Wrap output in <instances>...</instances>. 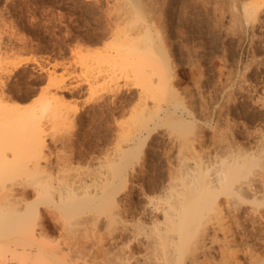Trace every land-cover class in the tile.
Here are the masks:
<instances>
[{
    "label": "rangeland",
    "instance_id": "rangeland-1",
    "mask_svg": "<svg viewBox=\"0 0 264 264\" xmlns=\"http://www.w3.org/2000/svg\"><path fill=\"white\" fill-rule=\"evenodd\" d=\"M47 69L78 95L47 100ZM0 85L23 119L0 111V190L116 177L53 217L57 191L44 198L49 243L1 246L4 264H264V186L239 189L264 181V0H0ZM217 174L236 192H202ZM10 209L0 202V235L22 230Z\"/></svg>",
    "mask_w": 264,
    "mask_h": 264
},
{
    "label": "bare ground",
    "instance_id": "bare-ground-1",
    "mask_svg": "<svg viewBox=\"0 0 264 264\" xmlns=\"http://www.w3.org/2000/svg\"><path fill=\"white\" fill-rule=\"evenodd\" d=\"M133 7V5L132 4H130V3H128V6H127V11H126V13L124 14L125 16H123V18L124 19H126V17H129V15H131V12H130V10L128 11V9L129 8H132ZM250 14H251V12L250 11H248ZM127 15V16H126ZM122 19V18H121ZM128 19V18H127ZM151 23L150 22H145L144 23V32H143V37H145L149 32H150V30H152L151 29V27L149 26ZM141 40V39H140ZM140 40L139 41H137L138 43L140 42ZM129 49H132V48H129L128 47V49H124V50H126V51H128V52H131L130 54H134V53H136V51H137V53L139 52V50L137 49L136 50V48H133L132 49V51H129ZM80 50H82V49H80ZM84 50H82V52H83ZM86 51V50H85ZM84 51V52H85ZM88 51V50H87ZM133 51H134V53H133ZM141 51H144V49H142ZM88 52H90V51H88ZM87 52V53H88ZM128 52H126V53H128ZM120 61L122 60V61H124L125 60V57L124 56H121L120 58ZM156 64V63H155ZM160 65V64H159ZM157 66H158V63H157ZM163 66V65H162ZM19 68V65H14L13 67H12V69H18ZM163 68H164V66H163ZM166 68V67H165ZM161 69V65L160 66H158L157 67V70H160ZM165 70V69H164ZM173 70V69H172ZM45 72V75H46V77L48 78V80L50 81V85L52 86V89L54 90V92H51L50 93V91H47L46 90V95H45V98H47V100H49V101H51V100H53V101H57V103H58V101L59 102H61V103H58V104H64L65 102V99H67L66 97H67V95H70V96H75V95H78V93L80 92L79 90H77L75 87H72V86H70V85H68V84H66L65 83V81L64 80H62V79H57L56 78V76L54 75V69H51V70H49V69H47V70H45L44 71ZM160 72H162V69L160 70ZM145 74V69H142L141 67H139L138 68V70H137V78H138V82H139V84L140 85H144V75ZM168 76H170V75H168ZM168 78V77H167ZM172 78H173V76H172ZM169 79V78H168ZM146 80V79H145ZM169 81V80H168ZM36 83V82H35ZM170 83V82H169ZM1 84H2V82H1ZM92 84V83H91ZM171 84V86H173L172 84H174V83H170ZM90 85V84H89ZM3 86V85H2ZM1 85H0V111H3V112H7V113H12V114H14L15 115V113L13 112V110L15 111V109L13 108V107H10V108H8V103H6L5 101H6V99H5V96H4V91L2 90V87ZM91 87V86H90ZM169 87H170V85H169ZM170 90H171V93H173V94H176L177 92V90L175 91V89H174V86H173V88L172 87H170L169 88ZM117 90V89H116ZM115 90V91H116ZM173 91V92H172ZM118 92V91H117ZM176 92V93H175ZM116 93V92H115ZM114 93V94H115ZM113 94V93H112ZM113 94V95H114ZM117 94V93H116ZM172 94V95H173ZM177 95H179L178 93H177ZM130 96V95H129ZM7 97V96H6ZM25 98V97H24ZM132 98V97H131ZM130 98H128V100H129ZM5 100V101H4ZM122 101H124V100H122ZM126 101H127V99H126ZM62 102H64V103H62ZM119 103H121V102H119ZM125 103V102H124ZM15 104V103H14ZM122 106V105H121ZM117 107V106H116ZM124 107V106H123ZM69 108V107H68ZM71 109H73L72 108V106L70 107ZM69 108V109H70ZM118 108V107H117ZM71 109L70 110H67V111H71ZM113 110H115V109H113ZM123 110V109H122ZM121 110H119V112H120ZM188 112H187V116L190 118V119H193V114L191 113V112H189V109L187 110ZM72 115L73 116H78V114H80L79 112H80V109H76V108H74L72 111ZM110 112V111H109ZM68 113V112H67ZM67 113H66V111L65 110H63V111H60L59 112V117L61 118V119H65L67 116ZM162 114L163 115H165V114H168V112L166 113V109L165 108H163V110H162ZM71 115V116H72ZM112 115V114H111ZM21 116V115H20ZM15 117H16V119L17 120H19V121H21V120H23L21 117H19V116H16L15 115ZM23 118H25L24 116H22ZM179 117V116H178ZM150 120V119H149ZM181 122V121H180ZM186 122V121H185ZM184 122V123H185ZM187 122H188V120H187ZM190 122L192 123V121L190 120ZM190 122H188V123H190ZM143 124H145V123H143ZM142 124V125H143ZM185 124H187V123H185ZM143 127H144V125H143ZM145 127H146V125H145ZM146 128H149V127H146ZM142 129H144V128H142ZM146 130V129H145ZM142 131H144V130H142ZM140 132V131H139ZM42 133H43V130H41V129H35V130H33V132L31 133V135H30V138H29V143H28V150L30 151V153H41L42 152V150L45 148V146L46 145H44V141H43V137H42ZM141 133V132H140ZM140 133H137V134H140ZM148 133H149V131H148ZM147 133V134H148ZM136 134V133H135ZM131 137H133L132 135H131ZM136 137H137V135H136ZM135 140H136V138H134V139H132L131 138V145L134 147L136 144H135ZM27 143V142H26ZM24 144V143H23ZM135 144V145H134ZM25 146H26V144H25ZM138 148V147H137ZM85 149V148H84ZM130 149H132V148H130ZM130 149H128V150H130ZM135 149V148H134ZM140 149H141V147H140ZM127 150V152H129ZM137 150V149H136ZM124 152V151H123ZM121 153V157L118 159V161L119 162H123V161H125V163H126V159H128L129 157H130V154H128V153ZM130 153H132V150H131V152ZM133 153H134V150H133ZM264 153V152H263ZM70 155V154H69ZM84 155V154H83ZM92 155V154H91ZM44 156H46V155H44ZM48 156V155H47ZM43 157V156H42ZM44 159V161L46 162V157H44L43 158ZM68 159V158H67ZM84 159H85V157H84ZM65 160H66V158H65ZM71 160V159H70ZM70 160H68V161H70ZM63 162H64V160H62ZM66 162V161H65ZM118 162V163H119ZM38 164V161H36L35 163H34V165L35 166H38L37 165ZM40 166V165H39ZM38 166V168H43V167H39ZM263 168H264V166H263ZM36 169H37V167H36ZM44 169V168H43ZM42 171V170H41ZM44 172L46 171L45 169L43 170ZM42 171V172H43ZM49 173V172H48ZM51 174V173H50ZM50 174H47L46 173V175H48V176H46V175H44L45 177H47V179L44 181V183L42 182L41 184H39V185H35V186H33L32 187V189H31V191H28V190H26L25 188H21V189H16L17 187L15 186L14 187V185H8V186H5V188H3L2 190H0V202H5V203H8V205H10L11 206V209H10V211H9V213H18L20 216H21V222H24V224L23 223H21V226H22V230H20V231H18L17 232V234H14V235H12V233H11V236H4V235H0V247L1 246H4V245H9L10 244V251L11 252H16L17 250H20V249H22L23 250V245H25V244H27V243H29V244H34L35 246H38V247H40V244H42L43 245V243L47 240V233H48V231H47V233H46V231H44V228H43V226L39 223L40 222V212H41V203L43 202L42 200L44 199V198H47L50 194H52L53 192H56L57 191V193L56 194H58L57 195V197H58V199L56 200V204H55V207H56V210L55 211H53V212H50V214H49V216L51 215L52 216V214L53 215H58L60 212H61V210L64 208V207H66L67 205H71L72 203L70 202V200H75L73 203H75L76 201H79V200H81L82 198H88V197H96V196H98L102 191H103V189H102V187H103V185H104V183H107V182H109V180H111V183H113V181L115 180L114 178H116V177H112L111 179H110V175H109V177L107 178V176H106V179L105 178H103L102 179V185H101V190H99V189H97V188H95L96 186H94L93 187V189H91V187H90V185L89 184H84L82 187H76V188H71L70 186H69V188H67V189H65L63 192H61L60 190H59V187L57 186V184H56V182L55 181H53L54 180V177H51V175ZM105 177V176H104ZM106 181V182H105ZM223 181H224V183H223ZM110 183V184H111ZM114 184V183H113ZM112 184V185H113ZM115 184H116V182H115ZM259 185H263L264 186V181L263 180H260V181H255V182H253V183H244V184H242V185H240L239 186V189L240 190H242V191H245V192H247V193H249L250 195H252V196H255L257 193H258V190H257V188H258V186ZM116 186V185H115ZM115 188V187H114ZM29 189V190H30ZM214 189H217V191H218V194L220 193V192H222L223 190H228L230 193H235L236 192V190H235V187H233V183H231V182H227L226 184H225V179L223 178V176L221 175V174H217V176H215V178L214 177H211V179H207V181L205 182V188H203L201 191L202 192H207V191H212V190H214ZM99 190V191H98ZM234 190V191H233ZM215 191V190H214ZM110 197L113 199L114 197H115V192H111L110 193ZM69 200V201H68ZM201 203V204H200ZM196 204H198V207H201V206H205V205H209L210 203L208 202H206V203H202V202H197ZM196 207H197V205H196ZM190 212L192 213L193 211L192 210H190L189 212H188V214H186V216L189 218V217H191V214H190ZM49 213V212H48ZM41 214H42V212H41ZM53 217V216H52ZM50 218V217H49ZM55 218V217H54ZM42 220V219H41ZM54 220V219H53ZM56 220V219H55ZM39 221V222H38ZM36 222H37V224H36ZM40 225H39V224ZM23 224V225H22ZM54 224V223H53ZM135 226H136V224H135ZM138 226H141V225H137L136 227H138ZM1 228V227H0ZM0 230H2V229H0ZM5 230V229H4ZM6 231V230H5ZM1 232V231H0ZM16 232V231H15ZM3 233V232H2ZM6 233V232H5ZM4 233V234H5ZM10 233V232H9ZM9 235V234H8ZM47 243H49L48 242V240H47V242H46V244ZM44 245H45V243H44ZM250 250V249H249ZM253 251V250H252ZM252 253V252H251ZM250 253V254H251ZM249 255V254H248ZM253 255V254H252ZM257 256V255H256ZM256 256L254 255V256H252V257H254V258H256ZM258 257V256H257ZM251 258V257H250ZM11 261H12V257L11 258H9ZM206 259V258H205ZM253 259V258H252ZM123 260H124V258H123ZM129 259L126 257V263H123V264H127ZM254 260V259H253ZM256 260V259H255ZM258 260V259H257ZM251 261V260H250ZM251 264H254L253 263V261H251L250 262ZM0 264H4L2 261H1V259H0ZM160 264H162V263H160Z\"/></svg>",
    "mask_w": 264,
    "mask_h": 264
}]
</instances>
